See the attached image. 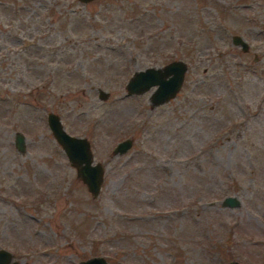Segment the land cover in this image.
Masks as SVG:
<instances>
[{
  "label": "rangeland",
  "instance_id": "1",
  "mask_svg": "<svg viewBox=\"0 0 264 264\" xmlns=\"http://www.w3.org/2000/svg\"><path fill=\"white\" fill-rule=\"evenodd\" d=\"M172 60L173 97L127 94ZM49 111L103 166L96 196ZM0 248L7 264H264V0H0Z\"/></svg>",
  "mask_w": 264,
  "mask_h": 264
},
{
  "label": "water",
  "instance_id": "2",
  "mask_svg": "<svg viewBox=\"0 0 264 264\" xmlns=\"http://www.w3.org/2000/svg\"><path fill=\"white\" fill-rule=\"evenodd\" d=\"M83 2L89 0H81ZM32 41L24 40V45L31 44ZM232 42L239 44L242 50L248 48V43L240 36L233 35ZM186 63L182 60H172L161 67L149 66L144 69L136 70L126 82L125 89L127 94H137L154 87L151 92L150 100L153 105L163 103L173 97L179 90L184 73L186 71ZM106 96L103 90L99 89V97ZM46 122L54 139L61 146L67 160L76 169V175L86 185L88 191L96 196L103 182L104 169L101 163L94 162L93 154L90 149V143L84 136H78L68 133L59 115L49 111L46 115ZM129 139L121 140L116 143L114 152L124 153L130 147ZM14 145L18 151L25 150V138L21 132H17L14 136ZM224 203L234 205L235 198L227 196ZM11 253L0 248V264H7L10 261ZM79 264H108L102 256H93L82 260ZM227 264H242L237 260H230Z\"/></svg>",
  "mask_w": 264,
  "mask_h": 264
}]
</instances>
